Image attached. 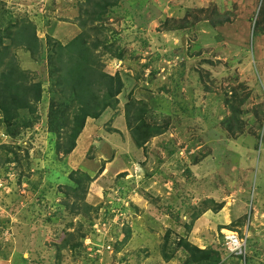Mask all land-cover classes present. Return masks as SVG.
<instances>
[{"label":"rangeland","instance_id":"1","mask_svg":"<svg viewBox=\"0 0 264 264\" xmlns=\"http://www.w3.org/2000/svg\"><path fill=\"white\" fill-rule=\"evenodd\" d=\"M85 1L0 0L3 40L25 18L62 45L83 31L122 84L64 155L48 52L9 47L42 95L18 136L0 124L16 161L0 166V264H187L185 245L223 255L227 233L264 264V0H119L82 29Z\"/></svg>","mask_w":264,"mask_h":264},{"label":"trees","instance_id":"2","mask_svg":"<svg viewBox=\"0 0 264 264\" xmlns=\"http://www.w3.org/2000/svg\"><path fill=\"white\" fill-rule=\"evenodd\" d=\"M118 3L119 0H86L81 9L80 27L84 29L87 23H101L107 10ZM82 32L62 45L49 36L44 40L40 39L34 23L25 18L20 21L14 37L10 33L3 40L0 35V124L5 125L6 135H19L16 125L23 119L21 111L34 113L42 95L40 83L20 70L16 56L10 53L11 46L24 49L38 63H44L45 50L49 54L48 66L53 70L52 75L59 79L62 101L55 104V110H49L47 126L49 133L56 134L57 137L61 132L66 134V145L62 148L57 146V150L64 155L73 150L75 138L87 119L96 120L103 112L116 105L115 98L122 88L121 81L118 77L112 78L101 71L98 56L95 54L101 42H86L84 37L87 35ZM6 40H9L8 46L5 45ZM117 57L120 58L119 55ZM141 112L140 109L136 110L130 126L131 135L136 140L142 139L136 127L141 121ZM0 150L7 151V155L11 154L6 145H1ZM14 163L16 161L11 158L0 159V166L3 167ZM184 247L192 254L187 264H225L226 260L228 264L233 261L247 264L246 255L228 256L225 249L222 255L219 251L200 250L189 245Z\"/></svg>","mask_w":264,"mask_h":264},{"label":"built area","instance_id":"3","mask_svg":"<svg viewBox=\"0 0 264 264\" xmlns=\"http://www.w3.org/2000/svg\"><path fill=\"white\" fill-rule=\"evenodd\" d=\"M247 237L239 238L236 233H227L224 249L228 256H244L246 254Z\"/></svg>","mask_w":264,"mask_h":264}]
</instances>
